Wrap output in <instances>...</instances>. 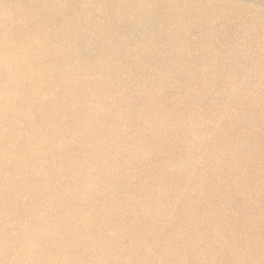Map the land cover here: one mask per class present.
Segmentation results:
<instances>
[{"label": "rangeland", "instance_id": "1", "mask_svg": "<svg viewBox=\"0 0 264 264\" xmlns=\"http://www.w3.org/2000/svg\"><path fill=\"white\" fill-rule=\"evenodd\" d=\"M263 207L264 0H0V264H264Z\"/></svg>", "mask_w": 264, "mask_h": 264}, {"label": "bare ground", "instance_id": "2", "mask_svg": "<svg viewBox=\"0 0 264 264\" xmlns=\"http://www.w3.org/2000/svg\"><path fill=\"white\" fill-rule=\"evenodd\" d=\"M175 14V20H176V23H177V25H180V23L181 24H183L184 23V18H185V16H186V10H185V7H183V6H181V5H177V7H176V10H175V12H174ZM196 16H197V13H196ZM198 17V16H197ZM150 166V165H149ZM13 188H10V191L13 193L14 191L12 190ZM229 190V189H228ZM230 191V190H229ZM230 196V197H229ZM229 196H228V198L230 199V200H228V202H239V203H241V204H244V206H245V199L242 197V195H241V197L239 198L236 194H234V193H232L231 191H230V193H229ZM237 197V198H236ZM264 208V207H263ZM259 210V209H258ZM152 230V229H151ZM199 230V229H198ZM193 231V230H192ZM170 233V235H173L174 234V232H172V231H170L169 232ZM160 235H162L161 237H159L158 238V241H159V243H162L163 241H164V238L166 237L165 236V234H163V233H161ZM174 236H175V234H174ZM242 245V244H241Z\"/></svg>", "mask_w": 264, "mask_h": 264}]
</instances>
